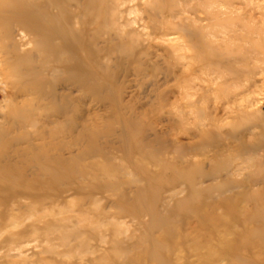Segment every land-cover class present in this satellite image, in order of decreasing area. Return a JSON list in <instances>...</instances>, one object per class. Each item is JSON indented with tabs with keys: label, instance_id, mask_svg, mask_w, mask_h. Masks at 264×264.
Wrapping results in <instances>:
<instances>
[{
	"label": "rangeland",
	"instance_id": "1",
	"mask_svg": "<svg viewBox=\"0 0 264 264\" xmlns=\"http://www.w3.org/2000/svg\"><path fill=\"white\" fill-rule=\"evenodd\" d=\"M0 264H264V0H0Z\"/></svg>",
	"mask_w": 264,
	"mask_h": 264
},
{
	"label": "bare ground",
	"instance_id": "2",
	"mask_svg": "<svg viewBox=\"0 0 264 264\" xmlns=\"http://www.w3.org/2000/svg\"><path fill=\"white\" fill-rule=\"evenodd\" d=\"M13 1V0H12ZM24 6L22 5V4H20V3H18V4H12L11 6H9V7H7V8H5L4 9V11H5V13H7V14H16V15H20V16H22V17H24V18H27V15H28V11L27 10H25L24 8H23ZM4 13V14H5Z\"/></svg>",
	"mask_w": 264,
	"mask_h": 264
}]
</instances>
